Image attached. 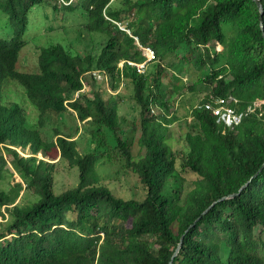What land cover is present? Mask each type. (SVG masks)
I'll return each mask as SVG.
<instances>
[{"label": "trees", "instance_id": "trees-1", "mask_svg": "<svg viewBox=\"0 0 264 264\" xmlns=\"http://www.w3.org/2000/svg\"><path fill=\"white\" fill-rule=\"evenodd\" d=\"M48 4L0 0L14 28L11 39L0 38V181L13 176L10 165L23 180L0 187V264H170L182 236L172 264H264V170L240 195L222 201L237 194L264 164V36L256 2L54 3L59 24L85 12V29L94 38L86 50L78 47L80 52L60 43L41 47L39 72L23 73L18 64L28 44L30 16ZM225 24L232 29L229 37ZM135 38L155 55L145 73L118 68L120 61L145 59ZM186 44L191 49L180 56ZM173 54L177 81L190 65L203 77L187 88L164 87L163 60ZM15 81L39 113L38 124L20 101H5L4 86ZM180 91L184 117L172 111ZM231 97L237 112H247L234 127L219 124L205 108L207 102ZM122 106L127 108L123 115ZM70 109L80 122L93 118V152L79 153L74 136L60 131L65 123L49 134L51 140L43 137L47 114L62 119ZM121 121L138 133L137 153ZM104 130L112 134V144ZM110 147L122 155L135 181L112 189L102 182L96 164L110 156ZM61 160L76 168L77 176L75 186L57 194L55 165ZM190 172L199 180L186 192L184 175ZM23 192L35 200L17 204Z\"/></svg>", "mask_w": 264, "mask_h": 264}, {"label": "rangeland", "instance_id": "rangeland-1", "mask_svg": "<svg viewBox=\"0 0 264 264\" xmlns=\"http://www.w3.org/2000/svg\"><path fill=\"white\" fill-rule=\"evenodd\" d=\"M49 4L45 5L41 9L39 7L35 8L34 13L30 16V23L29 29L25 36V40L28 42L27 46L22 50L20 61L18 64V70L23 73H38L39 72V64H38V56L40 53V48L52 43H60L63 46L71 45L77 51L79 47L81 50H86L90 44H88V39L94 38L88 33L85 29V25L87 24L85 16V12L81 11L79 13H75L73 16H69L68 22H64L59 24L60 16L54 14L51 5L54 2L48 0ZM58 5V4H57ZM54 27L55 31L52 33H48L47 29ZM230 24H225L224 28L226 33L228 34L227 37L230 36L232 29L229 27ZM63 27V29H61ZM88 34V35H86ZM14 35V28L11 25L9 20V16L6 13H3L0 10V38L3 39H11ZM82 36V39L77 40L78 37ZM81 43V45H79ZM191 49V45L186 44L182 45L178 51L180 56L187 55L189 50ZM221 49V47H219ZM80 52V51H79ZM83 53V51L81 52ZM171 57V58H170ZM175 57V58H174ZM169 58V59H168ZM175 59V61H174ZM168 60V61H167ZM225 58H223V63ZM169 62V63H168ZM178 62L176 55H168L164 60L163 64L165 65V72L162 77L164 78L165 86L167 88H177L180 86H187L196 84L202 77V72L198 71L197 68L193 67L192 65L186 66L185 71L181 77L182 81H177L174 77L176 76V69L173 66L176 65ZM173 65V66H172ZM207 70V69H206ZM185 83V85L182 84ZM121 94H123L126 100H131L128 96L125 87H121L120 90ZM181 92V91H180ZM3 96H5V101L7 103H13L16 101H20L22 106L26 108L27 113L29 115L30 121L34 124H38L39 121V113L33 108V106L27 101L25 89L18 83H6L4 86V90L2 91ZM171 95V92L168 94V98ZM77 97V95H76ZM184 98L183 93L176 98L172 99V111H179L181 117L187 116L188 114L182 109L181 103ZM127 112L126 106H122L120 114H125ZM155 114H160L161 110L155 109ZM48 122L42 128V135L45 139L51 140V136L49 134H53L54 129H58L63 123H65L66 128L70 131L68 132L66 128H62V134H70L73 135L74 138L72 140H76L78 150L80 149L79 153H89L93 152L96 148L97 144L92 142L91 138V130L94 127L93 118L89 117L84 122H80L76 116V112L73 110H69L63 114V118L61 119L57 115L53 113H48ZM121 126L126 130V135L129 139V143L134 144V153H137V144L136 139L138 133L131 129L127 128V124L121 121ZM106 136L110 140V144H112V134L108 130H104ZM69 136V135H67ZM176 145V144H175ZM4 154L7 155V150H3ZM22 156L21 151H18ZM27 153V152H26ZM80 153V154H81ZM25 157V156H24ZM40 159L45 160L49 163L57 162L58 160H54L53 158H45L43 156H38ZM52 159V160H51ZM124 159L121 154L113 147H110V156H106L103 158H99L97 162V170L96 173L101 175L102 179L106 185H109L110 188L116 187L118 183L124 182H131L135 181V178L128 173V170L124 164ZM58 175L55 179V186H56V193L58 194L59 191H64L69 189L76 184V168L70 169L69 165L64 162L60 161L55 165ZM12 172L14 173L13 176L8 175L5 180L0 181V187L3 188L4 186H8L9 184L15 185L18 182H23L19 174L14 170L13 166L10 165ZM137 178V177H136ZM184 178L187 181L186 185V192L192 189V186L195 182L199 180V178L192 174L191 172L184 175ZM137 181V180H136ZM122 198H126L125 195L121 196ZM35 200L34 197L28 199L24 192L21 194V197L17 201V204L20 202L22 204H26L28 202H33ZM11 218L8 215L7 221L10 222ZM0 223H4L2 219H0ZM196 225V222L195 224Z\"/></svg>", "mask_w": 264, "mask_h": 264}, {"label": "built area", "instance_id": "built-area-1", "mask_svg": "<svg viewBox=\"0 0 264 264\" xmlns=\"http://www.w3.org/2000/svg\"><path fill=\"white\" fill-rule=\"evenodd\" d=\"M143 55L146 57V61L141 64H135L128 62L129 66H135L139 72H143L146 68L147 62L154 59V54L151 49L146 48L143 50ZM233 99H223L218 98L215 102H207L205 108L208 111L213 112L214 116L217 118V122L221 125H226L228 127L239 126L247 115L246 113H239L231 105ZM249 111H253L250 107Z\"/></svg>", "mask_w": 264, "mask_h": 264}, {"label": "clouds", "instance_id": "clouds-1", "mask_svg": "<svg viewBox=\"0 0 264 264\" xmlns=\"http://www.w3.org/2000/svg\"><path fill=\"white\" fill-rule=\"evenodd\" d=\"M52 2H54V3H56V4H58V6L59 5H70L74 0H70V1H65V0H51ZM123 31H125V32H127L128 34H131L130 33V30H128V29H126V26L125 25H122L121 23H116ZM135 40H136V44H137V46L139 47V49H140V51H141V55L145 58L143 61H141V62H135V61H120L119 62V64H118V68L120 69V70H122L123 68H124V66H126L127 68H135L136 70H137V68L135 67V66H129L127 63L128 62H132V63H135V64H141V63H143V62H145L147 59H146V57L143 55V50L144 49H146V48H149V49H151L150 47H144V46H142V45H140L139 44V42L137 41V39L135 38ZM219 47H221V49H219ZM217 49H218V51H223L224 50V46L223 45H219L218 47H217ZM152 50V49H151ZM153 52V51H152ZM153 54H154V52H153ZM154 59H155V55H154ZM154 59L153 60H151V61H149V62H147V65H146V68H145V70L143 71V72H139L138 70H137V72L138 73H145L146 72V70H147V68H148V66L150 65V63H152L153 61H154ZM232 98V97H231ZM231 98H228V99H231ZM233 99V101L232 102H235V99L234 98H232ZM232 105V104H231ZM253 111H254V109H253ZM226 126V125H225ZM18 151H21V150H18ZM22 152V151H21ZM22 154H24L23 152H22ZM24 156H28V155H24ZM40 156H42V155H40Z\"/></svg>", "mask_w": 264, "mask_h": 264}, {"label": "water", "instance_id": "water-1", "mask_svg": "<svg viewBox=\"0 0 264 264\" xmlns=\"http://www.w3.org/2000/svg\"><path fill=\"white\" fill-rule=\"evenodd\" d=\"M256 2V4L258 5L259 9H260V13H261V29L263 31V36H264V21H263V15H264V5H263V2L262 0H254ZM264 170V164L263 166L260 168V170L251 178V180H249L241 189L240 191L237 193V194H233L231 196H228V198H224V200L222 201H227L228 199H233L235 198L236 196L240 195L241 192H243L249 185L250 183ZM199 222V220L197 221ZM197 224V223H196ZM195 226V225H194ZM183 239H184V236L181 237V240H180V243L178 244L172 258H171V262L170 264L173 263V260L177 257V255L179 254L180 252V249L182 247V243H183Z\"/></svg>", "mask_w": 264, "mask_h": 264}, {"label": "bare ground", "instance_id": "bare-ground-1", "mask_svg": "<svg viewBox=\"0 0 264 264\" xmlns=\"http://www.w3.org/2000/svg\"><path fill=\"white\" fill-rule=\"evenodd\" d=\"M123 22V21H122ZM123 24V23H122ZM131 32V31H130ZM171 58V57H170ZM175 58V57H174ZM169 59V58H168ZM168 61V60H167ZM174 61H175V59H174ZM169 63V62H168Z\"/></svg>", "mask_w": 264, "mask_h": 264}]
</instances>
